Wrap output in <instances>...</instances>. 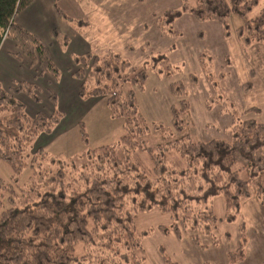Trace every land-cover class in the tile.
I'll return each mask as SVG.
<instances>
[{
	"label": "trees",
	"instance_id": "obj_1",
	"mask_svg": "<svg viewBox=\"0 0 264 264\" xmlns=\"http://www.w3.org/2000/svg\"><path fill=\"white\" fill-rule=\"evenodd\" d=\"M31 1L0 0V44L6 37L14 40L17 60L26 56L39 73L57 80L61 71L46 45L15 22L16 14ZM181 1V9L167 10L162 16L168 30L162 18L157 22L166 33L173 30L175 17L187 10L196 20L219 22L222 33L234 34L247 55L253 43H264V6L256 17L248 16L259 0ZM56 11L65 17L57 6ZM232 14L242 21L233 31ZM53 34L60 45H66L65 35ZM151 59L155 62L158 57ZM73 61L76 68L72 75L80 81L79 97L105 98L112 117L123 118L125 131L112 144L89 148L68 159L49 155L43 146L31 151L34 138L50 135L62 115L56 108V96L49 92L53 112L37 111L30 116L15 93L23 92L38 101V86L31 81L16 82L9 89L0 86V161L11 169L9 180L0 176V264H144L147 255L142 240L149 232L137 231V212L157 209L167 214L171 223L161 225V231L181 236L188 229L191 241L203 246L199 235L211 236L216 243L213 231L218 221L224 217L226 222H234L240 203L252 192L263 199L264 122L240 114L227 130L229 140L197 141L182 131L169 135L162 131L160 141L152 146L147 138L153 133L139 116L133 87L144 85L145 69L168 75L162 71L167 61L162 68L153 63L134 73L132 69V73L125 72L131 63L114 50L105 56L87 51L74 56ZM171 90L176 96L183 94L174 84ZM181 101V110L187 109ZM179 112L173 105V124L178 130L182 128ZM152 128L157 132L156 128L162 127L153 123ZM169 148L177 150L180 167L167 162ZM138 151L147 152L150 166L134 158ZM217 195L224 198L222 218L213 210ZM238 228L239 246L228 251L229 264L245 256L243 220ZM160 254L173 264L163 248Z\"/></svg>",
	"mask_w": 264,
	"mask_h": 264
},
{
	"label": "rangeland",
	"instance_id": "obj_2",
	"mask_svg": "<svg viewBox=\"0 0 264 264\" xmlns=\"http://www.w3.org/2000/svg\"><path fill=\"white\" fill-rule=\"evenodd\" d=\"M86 1L80 0V5L84 9H87L88 6ZM116 1L106 0L101 3V6L105 7L106 14L111 15L110 13L114 12L115 14L117 12L118 4ZM169 2V0H136V3L142 4V10L149 14L144 18V23L148 27L141 31L139 27L131 26L135 25L133 22L135 18L129 22L121 17H116L113 20L112 18L106 19L105 26H103L109 27L107 32L110 30L112 32V43H115L121 51L109 50L116 51L131 63V66L125 70L126 73L129 71L134 73L138 69L145 68V66H151L153 63H160L159 66L162 68L163 62L167 61L164 63L167 64L162 68V71H167L168 75L158 74L151 68L145 69L148 71V76L143 82L144 85L133 87L139 116L142 122L150 126L149 129L153 133L147 138L148 144L156 145L160 141L159 134L162 131L168 135L179 134L182 131V134L187 133L189 139L197 141L215 138L229 140L227 130L230 123L234 121V117L240 114L242 118H253L258 123L264 122V43H253L248 48L249 54L247 55L234 34H231L234 38H230V36H225L222 33V26L218 22L221 26L219 31L225 36V49L223 47L217 49L219 54L215 55L210 50V45L216 42L219 45V43L224 42L218 40L219 37L214 34L216 28L212 27V33L209 36L205 33V36L201 31L194 33V30L190 31L188 28L182 30L176 26L175 21L182 14L187 13L195 19L187 10L181 11L182 13L172 21L171 26H173L174 31L166 33V30H162L161 26L157 24L159 18H162L160 21L164 29L168 30V25L164 23L165 18L162 17L164 12L182 7L181 4L179 8L170 9L168 7ZM263 6L264 0H259L248 12V16L250 18L256 17ZM152 19L155 20L160 35L170 39V43H167L168 46H164V40L161 42L163 45L158 44L157 46L151 45L148 40L154 27ZM210 21L207 20L206 22ZM229 22L232 31L242 23L241 18L235 14L229 16ZM71 24H75L77 30L84 31L85 26L79 22ZM231 44L235 45L236 50L234 47H229ZM61 48L64 47L61 45ZM165 55L166 57H164ZM195 55L197 60L194 58ZM218 55L220 61H218ZM153 56L158 57V60L153 62L151 59ZM251 70L253 71L252 74L250 73ZM61 76L60 73L59 79ZM250 81L251 83H248ZM247 83L249 85H246ZM172 84L175 88H180L183 94L176 96L172 93ZM37 94L41 97L38 92ZM87 98L89 103L92 102L91 97ZM101 99L103 102H98L95 106H90L88 101L83 99V103L80 101L69 102L65 111L57 109L62 112L58 123L53 127L50 135L39 134L34 138L31 151L42 146L38 144V138L41 136V143L46 142L45 146L43 145L45 151L49 155H57L64 159L75 157L81 151L89 148L112 144L125 131L123 128L124 120L123 118L112 117L109 107L106 106L105 98ZM181 100L184 101L187 109L183 107L184 110H181V105H183ZM47 104L49 106L50 101ZM173 105L180 109L179 116L182 122L180 130L173 124ZM46 108L43 107V109ZM53 111L54 108L51 112ZM153 123H158L163 129L156 128L157 132H155L152 128ZM151 136L153 137L151 138ZM167 151V162L180 167L182 162L177 150L169 148ZM134 158H137L142 165L150 166L147 152L138 151ZM10 174L9 165L0 161V176L4 180H9ZM24 178H26V173ZM252 195L256 197L253 192ZM212 205L216 217L222 218L225 212L223 196L217 195L213 198ZM237 217L234 222L230 223L226 222L224 217L218 221L217 227L213 231L216 243L212 241L211 236L200 234L199 241L203 243L202 246L191 241V231L188 229L182 231L181 236H177L171 230L168 234L161 231V225L171 223L167 214L157 209L137 212L134 215L137 231L147 230L149 232L142 240L145 255H147L144 264H168L160 254L161 248L167 255L165 257H168L173 264H221L220 261L223 264H229L227 253L234 251L239 246L240 241L238 225L242 219L239 214Z\"/></svg>",
	"mask_w": 264,
	"mask_h": 264
},
{
	"label": "crops",
	"instance_id": "obj_3",
	"mask_svg": "<svg viewBox=\"0 0 264 264\" xmlns=\"http://www.w3.org/2000/svg\"><path fill=\"white\" fill-rule=\"evenodd\" d=\"M105 1L87 0L86 4L88 6L87 9H84L80 5V0H32L29 5L16 14L15 22L39 37L46 45L53 62L62 74L61 79L55 80L47 73H39L38 66L31 64L27 57L17 60L13 56L17 49L14 40L8 37L2 40L0 44V86L9 89L16 82L31 81L40 89L38 93L41 97H39L38 101L33 100L23 92L15 93V96L25 104V110L30 116L37 111H42L46 114L51 113L54 106L49 100L48 94L50 91L56 96L57 109L63 111L69 106V102H84L78 95L80 81L72 75L73 69L76 68L73 61L74 55H82L87 51H91L95 55L104 56L109 49L121 51L115 43H112V32L111 30L107 32L109 27H103L106 19L112 18L113 20L116 17H121L129 22V20L135 18L133 21L135 25H131L132 27H139L140 31L148 27L144 23V18L149 14L142 10V4L136 3V0H117V12L115 14L114 12L110 13L111 15L106 14L105 7L101 6V3ZM169 1L168 7L170 9L179 8L182 4L181 0ZM56 6L66 18L57 13ZM75 19L82 21V25L85 26H82L84 31L77 30L75 24H71L75 22ZM152 23L154 27L152 32H150V39L147 35L151 45H163L161 42L164 40V46H168L170 39L167 36L160 35L154 19H152ZM175 24L179 29L188 28L190 31L194 30V33L201 31L205 36L206 34L209 36L212 33L211 28L213 27L216 28L214 34L219 37L217 39L220 41L225 40V36L219 31L221 28L220 24L214 20L210 22L196 21L191 15L186 13L179 16ZM54 31L66 36L67 43L66 47L63 46V49L55 39ZM230 38L234 37L230 36ZM219 45L217 42L210 45V50L215 55L219 54L217 49L222 47L225 49V41L222 44L219 43ZM229 47H234L235 49V45L231 44ZM194 58L197 60L196 55ZM218 61H220V57ZM90 99H92L90 103L89 99H86L90 106L103 102L101 98L95 99L91 97ZM49 101L51 104L48 106L47 102ZM43 107L47 108L43 109ZM41 137L38 138V144L45 146L46 142L41 143ZM240 205L239 216L245 223L247 242L244 248L245 256L237 264H264V197L260 200L252 195L245 198ZM220 263L223 264L221 261Z\"/></svg>",
	"mask_w": 264,
	"mask_h": 264
}]
</instances>
